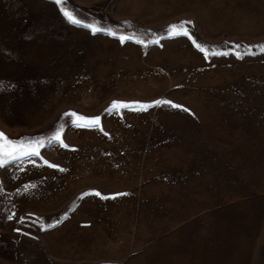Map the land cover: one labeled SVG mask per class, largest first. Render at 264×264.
I'll list each match as a JSON object with an SVG mask.
<instances>
[{"label": "rangeland", "instance_id": "obj_1", "mask_svg": "<svg viewBox=\"0 0 264 264\" xmlns=\"http://www.w3.org/2000/svg\"><path fill=\"white\" fill-rule=\"evenodd\" d=\"M62 6L0 0V132L45 138L0 167V264H264V0Z\"/></svg>", "mask_w": 264, "mask_h": 264}, {"label": "snow or ice", "instance_id": "obj_2", "mask_svg": "<svg viewBox=\"0 0 264 264\" xmlns=\"http://www.w3.org/2000/svg\"><path fill=\"white\" fill-rule=\"evenodd\" d=\"M54 2L60 7L61 14L65 17V19L72 24H77L80 25L82 22L75 17L72 11L68 10L66 7L62 6L65 4L66 0H54ZM127 23V22H126ZM192 23L191 21H183L180 24L176 25H170L168 28V36L169 38L176 37V36H186L189 39H192L190 36L189 30L185 27L186 24ZM84 27L88 28L92 34H97V33H105L106 35L109 36H116V33L110 29V28H102L98 27L95 23L91 24H85L83 25ZM121 43H124L126 40L132 39L131 36H124L121 35L118 37ZM138 44H144V41L141 39H136L135 41ZM149 43H159V41L153 40L150 41ZM195 46L203 53H205V58H207V49L202 47L200 44L196 43L193 41ZM236 47H239L237 45ZM260 51L264 52V45L259 46ZM214 55L218 54L213 52ZM227 54V53H225ZM237 58H240V54L237 53ZM3 85L0 84V88H2ZM154 105L159 106L161 104H168L173 108H181L182 106L176 105L172 103L171 101L167 100H157L153 102ZM153 105H145V104H140L138 106V110H147L148 107H151ZM130 107L129 104L120 102V101H113L111 105L109 106L106 111H113V110H118L121 108H128ZM184 111H188L187 109H183ZM66 116L73 117L74 119L72 120V123L77 126V127H99L100 125V117H93V118H86L77 115L76 113H65ZM62 131L63 127L60 126L58 127L55 132L48 136L47 143L48 144H58L60 147L67 148L68 145L64 143V140L62 138ZM45 146V138H25L24 140L16 141V140H11L9 139L4 133L0 132V167H4L5 165H8L10 162L18 160L22 157H35L40 155V148ZM45 164H47L49 167L53 168H58V165L55 164H49L48 161H44ZM61 171H64V169H60ZM34 187V185L32 186ZM27 190V187H26ZM95 196L100 197L101 199H115L116 196H124L128 195V193H117L111 197L108 196H103L100 192L95 191L91 193ZM84 195H89V193H85ZM13 217L10 215L8 217L9 220H11ZM66 218V217H65ZM63 219V218H62ZM61 221H57V224L60 223ZM56 224H49L47 225L48 228L55 227Z\"/></svg>", "mask_w": 264, "mask_h": 264}]
</instances>
